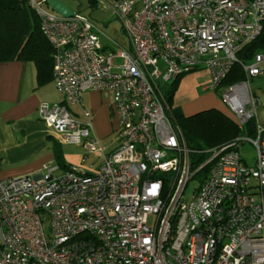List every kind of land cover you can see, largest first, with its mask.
Wrapping results in <instances>:
<instances>
[{"label": "built area", "instance_id": "obj_1", "mask_svg": "<svg viewBox=\"0 0 264 264\" xmlns=\"http://www.w3.org/2000/svg\"><path fill=\"white\" fill-rule=\"evenodd\" d=\"M102 1L128 48L107 50L89 16L29 0L55 49L53 79L66 100L42 101L39 117L102 160L93 172L54 163L40 176L0 177V264H264V126L252 86L264 78V51L241 58L263 30L264 0ZM236 64L244 76L224 83ZM204 67V90L221 88L240 128L254 120V136L188 147L162 87ZM90 90L113 97L119 141L109 152L84 107ZM248 142L257 149L253 166L239 152Z\"/></svg>", "mask_w": 264, "mask_h": 264}, {"label": "crops", "instance_id": "obj_2", "mask_svg": "<svg viewBox=\"0 0 264 264\" xmlns=\"http://www.w3.org/2000/svg\"><path fill=\"white\" fill-rule=\"evenodd\" d=\"M195 76V72H190L180 77L174 94L175 107H180L187 116L219 108L211 101L214 92L204 90L203 86L201 89ZM42 101L66 103L54 79L38 85L36 67L32 62L16 59L0 62V177L40 176L45 165L57 164L56 145L68 165H79L83 160L80 154L83 147L68 144L40 119L37 108ZM84 107L89 112L97 137L106 139L117 131L118 119L110 92L86 91ZM77 111V116L83 118V112Z\"/></svg>", "mask_w": 264, "mask_h": 264}, {"label": "trees", "instance_id": "obj_3", "mask_svg": "<svg viewBox=\"0 0 264 264\" xmlns=\"http://www.w3.org/2000/svg\"><path fill=\"white\" fill-rule=\"evenodd\" d=\"M92 2L96 5L98 0ZM259 51H264V22L261 34L243 48L241 58L251 59ZM54 55L55 49L45 38L40 18L29 0H0V62L11 59L32 62L36 67L38 85H43L53 80ZM243 76L241 67L236 64L224 83ZM173 83V89L168 93L172 102L179 80ZM165 98L171 107L167 95ZM172 114L189 148H211L231 142L241 134L255 135L254 120L242 129L230 114L221 109L210 108L187 116L180 107H173ZM56 162L62 169L69 166L59 145H56Z\"/></svg>", "mask_w": 264, "mask_h": 264}, {"label": "rangeland", "instance_id": "obj_4", "mask_svg": "<svg viewBox=\"0 0 264 264\" xmlns=\"http://www.w3.org/2000/svg\"><path fill=\"white\" fill-rule=\"evenodd\" d=\"M74 12H79L81 14H84L86 16H89L100 28L102 31V36L104 38V41L108 43L107 50H112V48L115 47H125L128 48V37L126 33L123 31L122 23L120 20L113 14V12L109 9H107L103 3L102 0H98L96 5H93L92 0H63ZM122 61L121 58H116L115 63H120ZM202 71V73H201ZM196 73V80L198 83L202 86L207 85L210 83V74L208 72V69L206 67L193 71ZM192 73V72H191ZM188 74V73H187ZM186 75V74H185ZM166 85H163L162 90L164 95H167V99L170 98L168 96V93L171 89H173V81L165 83ZM252 86L255 90L258 91L259 97L261 98V105L258 108V114H259V120L261 124L264 126V78L262 77H255L252 80ZM214 92V96L212 97L211 101L214 102V106H218L222 110H224L226 113L230 114L228 108L224 104L222 100V93L221 88L215 89V90H208ZM204 93V92H202ZM206 93H208L206 91ZM169 101V99H168ZM171 107H175L174 105V98L173 102L169 101ZM217 108V109H219ZM72 112L76 113L78 115V111L81 109L78 106H72L70 107ZM232 116V115H231ZM100 144L104 146L105 152L111 151L115 146L117 145L119 138L117 133L115 132L113 135H110L106 139H100ZM239 152L241 156L246 160V162L249 165H254L256 158H257V149L255 145L248 142L245 143L241 148L239 149ZM81 159L83 157H86V161L84 163L79 164L82 166L86 171L93 172L101 163L102 160V153L101 152H89L86 149H83L81 151ZM91 165H95V168H92ZM199 179L195 178L192 180L189 184V188L186 191V194H191L196 186L199 184ZM149 222H152V217H150ZM49 224V220H47L46 226Z\"/></svg>", "mask_w": 264, "mask_h": 264}, {"label": "water", "instance_id": "obj_5", "mask_svg": "<svg viewBox=\"0 0 264 264\" xmlns=\"http://www.w3.org/2000/svg\"><path fill=\"white\" fill-rule=\"evenodd\" d=\"M48 5L62 16H73L75 12L63 0H47Z\"/></svg>", "mask_w": 264, "mask_h": 264}]
</instances>
